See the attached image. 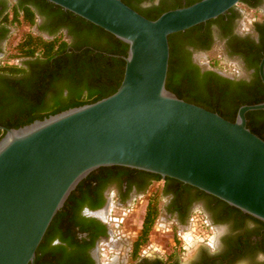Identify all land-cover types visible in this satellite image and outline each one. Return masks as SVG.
<instances>
[{
    "label": "water",
    "instance_id": "water-1",
    "mask_svg": "<svg viewBox=\"0 0 264 264\" xmlns=\"http://www.w3.org/2000/svg\"><path fill=\"white\" fill-rule=\"evenodd\" d=\"M128 46L110 96L67 109L0 137V264H34L70 194L102 167L173 179L264 223V140L235 121L166 89L168 38L227 14L242 0H200L149 20L122 0H45ZM264 86V55L258 66Z\"/></svg>",
    "mask_w": 264,
    "mask_h": 264
},
{
    "label": "flooded vegetation",
    "instance_id": "flooded-vegetation-1",
    "mask_svg": "<svg viewBox=\"0 0 264 264\" xmlns=\"http://www.w3.org/2000/svg\"><path fill=\"white\" fill-rule=\"evenodd\" d=\"M126 1L130 8L145 17V13L154 8L184 7L197 0ZM252 1L256 2L252 8L240 3L241 7L261 16L260 20H251L249 30L243 28L241 10L235 7L227 13L233 15L232 18L214 19L217 21L209 25L204 37L203 32L199 31L186 38L179 36L174 43L179 62L186 59L196 65L202 74L211 72L235 82L227 86L229 93L237 97L254 93L258 82L262 84L258 74L259 64L257 68L254 64L256 54L253 49L248 51L246 47L250 43L259 47L260 37L254 25L264 22V0ZM29 12L33 16L32 24L25 20ZM16 20L27 29L17 38L19 24ZM24 34L45 40L62 37L61 41L66 42L64 49L68 57L75 53V47L81 43L80 38L70 33L68 24L48 10H41L38 1L0 0V99L12 105L11 109L10 105L0 109V127L5 129L21 125L25 120L23 113L12 107L18 104V99L31 95L44 78L42 73L46 69L44 59L37 56L10 58L9 51ZM14 39L16 42L13 44ZM214 45L221 56L217 59L219 68H213L215 59L206 56ZM57 57L54 55L53 59ZM220 62L228 63L233 69L223 70ZM63 77L55 78L50 74L46 81L56 85L63 81ZM63 95H67V92L63 91ZM54 96V89H49L35 108L48 106ZM28 107L30 109L31 106ZM239 108L232 103H225L227 111H235V118ZM251 121L264 130V115H254ZM84 180L86 184L77 196L79 203L69 210L65 224H56L46 241L40 243L42 245L35 255L34 264H264V223L215 197L173 179H163L145 171L119 166L99 168ZM153 201L158 202V217L154 226L159 221L165 226L168 224L167 232L174 235L173 242L181 240L180 234L189 225L194 232L199 222L212 235V240L197 242L195 250L187 259L182 258L185 246L181 242L178 245L173 243L161 255L144 254L142 246L135 254L142 223L136 237L126 240L117 237L119 225L112 222L110 215L113 212L116 215L118 212L124 213L133 206L136 209L144 206L143 222L147 208ZM56 239L59 243L53 246Z\"/></svg>",
    "mask_w": 264,
    "mask_h": 264
},
{
    "label": "trees",
    "instance_id": "trees-1",
    "mask_svg": "<svg viewBox=\"0 0 264 264\" xmlns=\"http://www.w3.org/2000/svg\"><path fill=\"white\" fill-rule=\"evenodd\" d=\"M36 1H38L41 10H48V12L56 15L60 20L68 24L70 27V33L77 38H80L81 43L77 44L75 47V53L73 52L72 55L68 57L65 54L64 49L66 42L61 41L62 37H56L52 40H45L41 37L32 36L31 34H24L20 37L17 43L13 46V53L10 57L33 58L37 56L44 59L46 69L42 73L44 78L40 80L36 89L31 92V95L29 97L26 96L18 99V104L13 105L12 108H14L15 111L23 113L25 120L20 123L21 125L14 126L11 129H16L30 124L35 120H42L67 109L94 103L108 97L117 90L124 74L125 62L123 57L127 55L128 49L126 44L117 40L114 36L104 30L60 7L45 0ZM197 1H192L186 6L192 5ZM122 2L128 6L126 0H122ZM241 3H244L247 7L251 8L256 5V2H253L252 0H242ZM177 8L182 7H166L164 9L154 8L145 13V18L155 20L164 12ZM28 14L29 15H27L25 20L32 24V13L29 12ZM226 15L220 16V19L222 20L225 17H233V15ZM16 21L19 25L21 24L18 20ZM214 21L217 20L198 25L182 33L173 34L168 38L170 58L166 89L173 93L178 99L200 106L206 110L217 113L230 122H234L235 111L233 113L227 111L225 109V103H232L236 108H239L242 105H255L264 102V87L262 84L258 82L257 87H255V90L257 91L254 93L244 97H237L229 93L227 86L235 84V82L211 72L202 74L200 73L199 68L190 61L185 59L179 62L176 57V47L174 43L177 37L181 36L186 38L193 33H199V31L203 32L204 37L208 31L209 25ZM254 26L255 32L260 37L259 47H255L253 43H250L246 48L248 51H252L251 49L254 50L256 54V61L254 64L257 68L259 61L264 54V22L261 24H255ZM54 55H58V57L53 59ZM64 67L66 68L64 69ZM212 67L219 68V61L213 60ZM62 71H66L64 77ZM50 74L55 78L63 77V81L56 85L48 84L46 77ZM51 88L54 89L55 93L51 103L42 108H35L36 105L40 104L39 102L43 94ZM63 91H66L67 95L64 96ZM9 105V103H4V101L0 99V109H3V107L8 108ZM11 106L12 105H10L9 109H11ZM28 106H31L30 109ZM254 115H264V111L248 113L246 115L247 127L253 134L264 140L263 128L254 125L251 121V117ZM3 134L4 132H0V137H2ZM85 184L86 180H83L70 194L63 208L52 220L42 243L46 241L50 231L56 224H65L67 213L79 203L77 202V196L78 194L80 195ZM157 203V201H153L147 208L142 222L140 240H138L135 247V254H137L141 246L147 242L149 233L157 220ZM41 245L42 244L39 245L36 255L38 254ZM56 263L54 262L53 264Z\"/></svg>",
    "mask_w": 264,
    "mask_h": 264
},
{
    "label": "rangeland",
    "instance_id": "rangeland-1",
    "mask_svg": "<svg viewBox=\"0 0 264 264\" xmlns=\"http://www.w3.org/2000/svg\"><path fill=\"white\" fill-rule=\"evenodd\" d=\"M237 8L241 10V21L244 23L243 28L246 30H249V27L251 25V20L255 18L254 21L260 20L261 16L259 14H255L253 11H250L248 9H245L241 7V4L237 5ZM24 25V24H23ZM17 33L15 38H17L21 33H26L27 29L25 26H17ZM16 42L14 39L13 44ZM17 43V42H16ZM11 54L12 51H9ZM211 59L219 60L220 59V52L217 49V46L214 45L213 48L206 54ZM11 58V57H10ZM220 66L225 71H230L233 69V67L228 65V63H221ZM133 206L129 211L126 212H119L117 213L119 215H116V212H113V214L110 215L112 222L114 224L119 225L117 230V237L125 238L126 240H131L136 237L137 233L140 230L141 223H142V217H143V207L142 208H134ZM123 213V214H122ZM115 214V215H114ZM200 221L202 220L201 217ZM122 221V222H121ZM194 226V225H193ZM204 225L200 224L197 227V229L193 232L192 229H190V225L188 226L187 230L180 234L181 240L180 241H174L173 238L174 235L172 233L167 232L169 230L168 224L165 226L162 222H157L156 225L152 228V230L149 233L147 242L142 246L141 250L144 254H157L161 255L163 253V250L169 249L173 243L176 242V245L178 243H182L185 246L184 254H182V258L187 259L191 255V253L195 250L196 243L201 242V240H205V242H209L212 240V235L209 234V232L203 227Z\"/></svg>",
    "mask_w": 264,
    "mask_h": 264
},
{
    "label": "clouds",
    "instance_id": "clouds-1",
    "mask_svg": "<svg viewBox=\"0 0 264 264\" xmlns=\"http://www.w3.org/2000/svg\"><path fill=\"white\" fill-rule=\"evenodd\" d=\"M58 243H59V240L58 239L54 240L53 241V246L57 245Z\"/></svg>",
    "mask_w": 264,
    "mask_h": 264
}]
</instances>
